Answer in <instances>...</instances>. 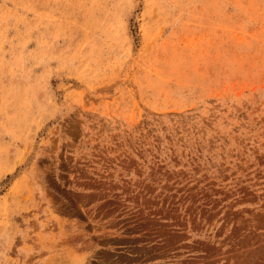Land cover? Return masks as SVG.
<instances>
[{
	"label": "rangeland",
	"instance_id": "obj_1",
	"mask_svg": "<svg viewBox=\"0 0 264 264\" xmlns=\"http://www.w3.org/2000/svg\"><path fill=\"white\" fill-rule=\"evenodd\" d=\"M0 264H264V0H0Z\"/></svg>",
	"mask_w": 264,
	"mask_h": 264
}]
</instances>
